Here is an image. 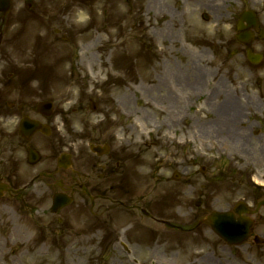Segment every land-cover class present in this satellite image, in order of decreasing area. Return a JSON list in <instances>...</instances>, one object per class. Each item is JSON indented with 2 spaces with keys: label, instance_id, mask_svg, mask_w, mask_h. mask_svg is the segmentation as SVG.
Segmentation results:
<instances>
[{
  "label": "rangeland",
  "instance_id": "1",
  "mask_svg": "<svg viewBox=\"0 0 264 264\" xmlns=\"http://www.w3.org/2000/svg\"><path fill=\"white\" fill-rule=\"evenodd\" d=\"M200 1L202 0H188L187 2L183 0H33L37 8L45 9V11H42L45 17L44 19L40 17L26 18L25 21V16L23 15L25 12L21 11L18 14L22 16L16 17L15 15V18L11 17L8 20L6 42L1 48L2 51L0 53V74L3 73L2 77L8 80L10 72L21 69L16 65L24 61L30 62L28 59L29 50L32 48L39 25L41 28L48 30L49 39L45 43V50L55 51L56 54L53 55V59H57L61 53L72 51L74 54L73 61L77 60V48L74 47V40L69 44L62 42L53 44L50 42L53 30L58 25L64 27L63 21L61 19L58 20V18L62 14L68 13L65 9L74 8L76 11H72V16L80 15L81 18L82 15L85 19L87 16L92 17V22H89V24H93L94 29L91 28L89 32L81 37L83 44H85L83 47L84 52L88 55V62L93 68L91 81L88 82L85 77L80 76L78 73H76L75 77L70 76L69 63L66 60L57 66L58 69H53L52 73L48 70H45L43 73L38 71V69L33 76L34 78L38 76V79L43 80V83L46 84V89L40 93L37 91L30 92L31 99L39 98L40 95H37L41 94L44 97L55 100L57 107L63 110V119L60 123L57 122L60 129V135L57 138L61 141L64 149H80V153L77 152L78 157L76 162L77 164L84 165L89 171L92 167H90L89 159L86 158L87 154L91 160L93 158L88 151V141L102 143L111 140L114 146L137 149L144 140L141 136H136L133 133H119V136L115 139L91 138L90 136L93 126L102 118V115L99 114L100 112L106 113L105 110H107V124L111 121L119 120L118 107L114 99H132V101L135 99L134 96H131V93L136 92L135 90L137 89L130 87L128 90L126 86L138 83L149 85L155 82H148L145 79L147 77L154 78V71L150 67L156 64L158 60L161 62L169 58L167 62L171 63L169 67H175L177 63L181 65L183 63L184 65L187 59L193 58L192 54H197L200 56L201 62L206 64L204 67H215L217 65V58H213L209 51L210 43H204L201 41L203 39L193 36V33L204 31L209 35L206 37H210L216 26L214 20L213 22L210 21L211 26H202L203 23L200 22L199 12L194 8L202 5ZM14 2H16V8H24L27 0H14ZM218 2L222 4L219 11L226 12L225 6L228 1L224 2L225 4L223 0H219ZM83 7L89 8V10H81ZM106 9L107 27L105 26ZM175 9L179 10L176 11L179 14L173 17L171 15L175 13ZM182 9H186V11L188 9L190 15H182L180 13ZM262 19H264V13L262 14ZM46 20L48 21L47 24L44 22ZM188 24L190 27L185 30ZM220 26L231 33L223 23ZM148 30L154 35L150 34ZM140 31L143 32L142 42L137 35ZM185 33H187L185 36L187 42H185V39L183 40V36L179 37V34L185 35ZM167 34H174V36L173 38L166 37ZM227 35L229 34L227 33ZM255 47L264 54V45L257 44ZM233 48H235L233 43L224 44L223 55L221 51L217 53L221 55L223 60V82L227 86L233 85L234 87L236 84H239L242 87V91L248 97H251V101L255 100L258 102V98L253 93L256 92L255 89L259 77L258 72L264 69V59L254 66L242 54L232 57L230 52ZM185 50H189L187 55ZM209 53L210 55L208 56ZM106 55L107 77H114L117 72L126 73L125 78H129L128 81L130 82L125 86L123 83L126 80L118 81L114 78H112V82L116 84L112 86L113 89L110 87L109 81L105 83L106 74L104 69L106 66ZM141 57H144L145 62L147 61L145 65L148 66L145 67L150 70L147 69L137 75L134 74L136 70L134 68L138 67L139 64L141 65L139 63ZM69 61H72L71 56ZM23 66L27 68L29 73L33 72L31 69L33 66ZM235 66L239 73L238 79H234L233 67ZM25 67L22 70L25 71ZM74 68L77 71L75 65ZM131 70H133V73H130L132 72ZM74 83L76 85L73 86ZM91 97L97 101L99 109L96 113L89 112L88 114L86 112L89 111L88 102ZM137 100L141 104L139 94L137 95ZM240 104L242 105L241 102ZM240 108L243 109L242 106ZM247 113L248 109L244 108L241 113L243 124H249L248 116L251 119L256 118V115H249ZM125 118L126 115H122V118L117 123L124 126V130H128L127 127L131 123V119L126 120ZM240 118L241 116H239ZM134 122V124H137L136 121ZM257 127L255 126V128ZM51 139L55 140V137ZM192 140L195 143H192L193 145L190 148L191 153H201V156L206 159H218L219 154L209 145L211 140L202 138ZM163 141L165 143L160 141L161 146H169L172 139H163ZM219 142L223 143L224 147H228L225 140H219ZM84 150L86 151L84 152ZM229 158L223 154V160H234L233 158ZM259 173L260 176H264V170L259 171ZM211 186L214 191L213 195L218 196L217 206H225L226 201L230 200L231 197H235L236 192L230 179L221 180L216 183L213 182ZM192 201V205L194 206L195 201ZM12 204L7 199L0 200V214L4 217L6 215L14 216L12 221L14 222L15 219L19 222L15 228L20 237L16 233L9 238L11 242L8 241L6 245L4 242L0 245L1 261L8 264H15V262L16 264H31L35 262L34 260L37 263L43 260V264H129L124 260L123 253H119L113 248L107 250V236L106 238L104 237L105 233L107 234V223H102L99 218L96 219L94 225L85 222L81 223L83 227L74 226L73 224L65 225L59 230L57 222L49 223L50 215L48 216V214L38 211L31 214V218H28L23 214V209L18 207L15 210L20 215L19 217L8 208ZM45 207L46 205L43 206V208ZM5 209L9 213L5 214ZM69 209L73 210V208ZM1 223L2 220H0V235L7 236L8 231H11L13 225L10 228L6 219L3 224ZM36 229L38 233L34 232ZM32 233L35 237L28 240L29 235ZM20 238L24 240L23 243L14 242ZM208 242L217 243L218 240L209 234ZM203 243L207 245V242L203 241ZM160 250L162 252L163 249L160 248ZM165 251L168 252V250ZM180 252V258L175 260L177 264H182L184 259L183 254L185 252ZM226 252L220 250L219 255L226 257ZM165 262L174 264V260H165Z\"/></svg>",
  "mask_w": 264,
  "mask_h": 264
},
{
  "label": "flooded vegetation",
  "instance_id": "2",
  "mask_svg": "<svg viewBox=\"0 0 264 264\" xmlns=\"http://www.w3.org/2000/svg\"><path fill=\"white\" fill-rule=\"evenodd\" d=\"M178 84L182 85L183 88L186 87V78L178 79ZM18 84V83H17ZM22 86L21 84H18ZM174 98L172 99L173 105L179 106L180 114H183L184 117L189 113L190 109L186 107L189 102V99H183L181 95H178L174 92H171ZM37 114L38 111L36 106L32 107L29 104L23 102H12L5 98H0V119L5 120V124L9 125L11 122H15L18 118L24 114L32 115ZM150 125V130L153 131L152 137H159L160 125L157 120H146ZM180 128H183L186 125L185 118L175 121ZM29 143L25 140L18 138L13 129H4L0 125V182H5L9 187H20L25 185L24 179L20 178L18 171L16 170L18 164L21 162V153L24 147H27ZM116 164L119 166L120 162L117 161ZM101 170L111 173V164L106 160L105 164H100ZM118 171V169H117ZM56 174L61 177V182L57 183L56 191H62L67 193L75 194L76 192L82 191L81 187H84L90 193L93 192L91 198V208H95L96 205L99 207H105V204L100 201L101 198L106 199V195H102L101 189H97L95 185H92V180L89 175L81 174L79 171L72 170L64 172V170L56 168ZM159 174V167L156 168L155 172H151L153 178L157 180ZM128 176V173L124 170L121 172V181L125 180L124 177ZM110 180H107V210L123 208L127 209L130 212L144 213L141 215L142 219L147 220L148 228H151L152 231L156 230L155 225L158 224L159 214L155 209L157 206L154 204L153 200H147L143 197L131 198L129 200H121L120 198L109 196L110 192ZM113 187V185H112ZM23 191L18 192L20 194ZM97 192V193H96ZM22 196V195H21ZM256 196H261L257 193ZM245 199L251 202V208L257 209L258 201L253 200V196H245ZM250 208V209H251ZM262 207L257 209V212L254 214L253 219V233L264 234V212L261 211Z\"/></svg>",
  "mask_w": 264,
  "mask_h": 264
},
{
  "label": "water",
  "instance_id": "3",
  "mask_svg": "<svg viewBox=\"0 0 264 264\" xmlns=\"http://www.w3.org/2000/svg\"><path fill=\"white\" fill-rule=\"evenodd\" d=\"M2 2H3V4H7V1L6 0L0 1V3H2Z\"/></svg>",
  "mask_w": 264,
  "mask_h": 264
}]
</instances>
